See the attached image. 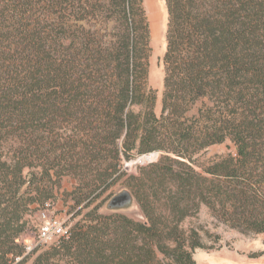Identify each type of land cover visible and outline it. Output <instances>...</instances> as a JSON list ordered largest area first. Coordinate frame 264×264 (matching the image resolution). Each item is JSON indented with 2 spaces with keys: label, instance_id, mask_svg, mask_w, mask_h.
Returning <instances> with one entry per match:
<instances>
[{
  "label": "trees",
  "instance_id": "16d2710c",
  "mask_svg": "<svg viewBox=\"0 0 264 264\" xmlns=\"http://www.w3.org/2000/svg\"><path fill=\"white\" fill-rule=\"evenodd\" d=\"M165 6L156 115L142 0H0V264H195L203 245L180 225L202 206L264 237V0ZM226 141L234 152L198 172ZM151 153L122 184L144 221L101 215L122 162ZM66 178L69 239L26 252Z\"/></svg>",
  "mask_w": 264,
  "mask_h": 264
},
{
  "label": "rangeland",
  "instance_id": "374dc122",
  "mask_svg": "<svg viewBox=\"0 0 264 264\" xmlns=\"http://www.w3.org/2000/svg\"><path fill=\"white\" fill-rule=\"evenodd\" d=\"M142 2L149 28L150 56L148 59L147 85L156 93L154 111L156 115H159L164 79L163 57L166 49L167 12L165 0H142ZM233 152L234 147L229 141L213 145L195 156L196 170L199 172V167L206 166L211 161ZM157 154L158 156H154L150 161L156 162L160 153ZM138 158L135 156L131 160L122 162V170L126 176L110 187L108 192L94 203L96 205L101 204L99 209L101 215H125L136 221H144L133 196L122 186L126 177L136 175L137 167L149 164V162H137ZM72 187L73 181L64 179L54 203L50 205L49 210L43 211L46 219L60 218L69 230L80 218H72L74 212L71 213L70 209L73 203L69 200L64 202V193L70 192ZM125 192L132 196L129 204L127 201L122 202V195ZM116 199L119 204L114 206L112 201L115 200L116 202ZM41 213L33 214L30 219V228L21 236L20 242L24 245L25 242L29 243L33 248L46 250L52 245H45L39 240L38 231L44 221ZM180 226L187 233L191 229L195 230L200 243L203 245L202 249H196L193 252L192 257L195 264H264V237L262 235H245L230 229L228 226L218 223L203 206L200 207L195 217L184 220Z\"/></svg>",
  "mask_w": 264,
  "mask_h": 264
},
{
  "label": "built area",
  "instance_id": "2783aa9c",
  "mask_svg": "<svg viewBox=\"0 0 264 264\" xmlns=\"http://www.w3.org/2000/svg\"><path fill=\"white\" fill-rule=\"evenodd\" d=\"M44 221L39 228V240L45 245H57L60 241L68 240L70 237V230L65 226V223L61 221L60 218L52 217V218H45L44 212L41 213ZM25 250L29 252L33 249V247L25 242ZM20 259L17 258L16 261Z\"/></svg>",
  "mask_w": 264,
  "mask_h": 264
},
{
  "label": "water",
  "instance_id": "95a60500",
  "mask_svg": "<svg viewBox=\"0 0 264 264\" xmlns=\"http://www.w3.org/2000/svg\"><path fill=\"white\" fill-rule=\"evenodd\" d=\"M149 155H154L155 157H157L158 156V154L157 153H151V154H149ZM145 156V155H144ZM149 163H152V161H148ZM131 197L132 196H129L128 194H126V192H125V194H123L122 195V202L123 201H127V203L129 204V202H130V200H131ZM120 201H121V199H120ZM121 203V202H120ZM126 203V204H127ZM119 203L117 202V199H116V202H115V200L114 201H112V205H118ZM120 205H122V204H120Z\"/></svg>",
  "mask_w": 264,
  "mask_h": 264
},
{
  "label": "bare ground",
  "instance_id": "6f19581e",
  "mask_svg": "<svg viewBox=\"0 0 264 264\" xmlns=\"http://www.w3.org/2000/svg\"><path fill=\"white\" fill-rule=\"evenodd\" d=\"M153 157H154V155L141 156V157L138 158L137 162L145 163V162H148V161L152 160Z\"/></svg>",
  "mask_w": 264,
  "mask_h": 264
}]
</instances>
